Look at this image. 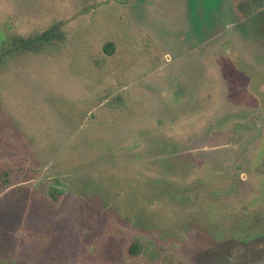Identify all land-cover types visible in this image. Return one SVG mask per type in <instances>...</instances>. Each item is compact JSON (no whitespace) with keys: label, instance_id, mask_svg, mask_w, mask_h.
I'll list each match as a JSON object with an SVG mask.
<instances>
[{"label":"rangeland","instance_id":"374dc122","mask_svg":"<svg viewBox=\"0 0 264 264\" xmlns=\"http://www.w3.org/2000/svg\"><path fill=\"white\" fill-rule=\"evenodd\" d=\"M263 226L264 0H0V264H264Z\"/></svg>","mask_w":264,"mask_h":264},{"label":"trees","instance_id":"16d2710c","mask_svg":"<svg viewBox=\"0 0 264 264\" xmlns=\"http://www.w3.org/2000/svg\"><path fill=\"white\" fill-rule=\"evenodd\" d=\"M63 36L61 35L60 31L58 30L57 27H53L51 29L46 30L45 32L37 35L36 37H33L29 43H25V46H27L29 49L32 51H37L40 50L43 46L49 44L50 42L53 41H61ZM112 44H107L104 51L109 55L111 51H108L109 48H111ZM6 177H8V181H6V187L4 188H10L13 186L11 183V173L5 172L3 173ZM13 183V182H12ZM53 192H57L56 189H51ZM180 200H183V197H180ZM262 230H264V226L262 227ZM149 243H142L141 240L138 239H133L130 244L127 247L126 254L128 257H133V256H139V255H145L146 251L148 250Z\"/></svg>","mask_w":264,"mask_h":264}]
</instances>
